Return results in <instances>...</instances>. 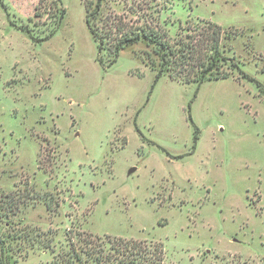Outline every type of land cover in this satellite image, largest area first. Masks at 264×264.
I'll use <instances>...</instances> for the list:
<instances>
[{
	"label": "rangeland",
	"instance_id": "1",
	"mask_svg": "<svg viewBox=\"0 0 264 264\" xmlns=\"http://www.w3.org/2000/svg\"><path fill=\"white\" fill-rule=\"evenodd\" d=\"M83 2L0 0V191L20 194L2 262L117 264L122 238L163 264H264V0L101 1L169 39L220 26L236 68L200 84L154 80L142 41L109 64Z\"/></svg>",
	"mask_w": 264,
	"mask_h": 264
},
{
	"label": "trees",
	"instance_id": "2",
	"mask_svg": "<svg viewBox=\"0 0 264 264\" xmlns=\"http://www.w3.org/2000/svg\"><path fill=\"white\" fill-rule=\"evenodd\" d=\"M101 1L95 0L93 5L91 2L89 4L83 2L84 22L96 42L97 51L100 53L105 48L111 55L109 64L115 61L121 49L142 41L153 47L154 60L147 58L144 63L148 62L147 65L156 70L154 80L164 73L172 79L200 84L208 79L227 78L230 72L227 71V66H224L226 63L236 68V64L222 53L220 34L223 30L216 24L214 26L217 31L206 32L202 38H198L197 34L186 33L169 39L162 33L158 34L157 30L148 24L133 25L125 21L126 17L123 15H117L112 11L101 13ZM64 12V7H61L54 27L37 40L47 39L54 33ZM257 85L259 86L258 83ZM193 128L195 140L198 129L196 126ZM19 196L20 194L0 191V202L6 213L18 209ZM112 249L116 253L114 259H117V264H163L164 250L160 241L144 243L115 238ZM74 251L69 253L73 254L75 259H79L80 255L75 249ZM117 255H121V258ZM0 264H4L1 259Z\"/></svg>",
	"mask_w": 264,
	"mask_h": 264
},
{
	"label": "water",
	"instance_id": "3",
	"mask_svg": "<svg viewBox=\"0 0 264 264\" xmlns=\"http://www.w3.org/2000/svg\"><path fill=\"white\" fill-rule=\"evenodd\" d=\"M134 170V167H130L129 169H128V172H132Z\"/></svg>",
	"mask_w": 264,
	"mask_h": 264
}]
</instances>
